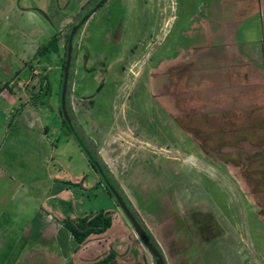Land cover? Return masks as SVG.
<instances>
[{
  "label": "rangeland",
  "instance_id": "obj_1",
  "mask_svg": "<svg viewBox=\"0 0 264 264\" xmlns=\"http://www.w3.org/2000/svg\"><path fill=\"white\" fill-rule=\"evenodd\" d=\"M6 1L0 43L12 36ZM85 1L80 9V0H60L52 25L46 0H21L38 11L18 16L16 35L24 42L36 22L43 30L40 70L53 106L62 107L56 61L68 33L101 0ZM200 1L170 0V11L164 0L103 3L74 36L66 107L167 264H264V0ZM8 106L0 105V264H93L116 251V237L78 244L58 226L105 210L113 228L120 214L134 230L62 111L56 126L49 109L50 147L37 131L9 126Z\"/></svg>",
  "mask_w": 264,
  "mask_h": 264
},
{
  "label": "crops",
  "instance_id": "obj_2",
  "mask_svg": "<svg viewBox=\"0 0 264 264\" xmlns=\"http://www.w3.org/2000/svg\"><path fill=\"white\" fill-rule=\"evenodd\" d=\"M203 1L204 0H201L200 4L203 3ZM205 1L207 4L213 5V2L210 3V0ZM85 2V0H80V9L83 7ZM6 3L7 4L4 7L6 9L5 13L8 18L11 19H8V21L5 22L8 24L9 33L12 36L7 43H0V105L6 103L9 105L4 110V115L6 116L5 119L9 122V126H13L16 129H21L23 127L33 129L38 132L41 139L50 144V147H54L52 142H50L49 134L51 133V129L49 124L46 122L49 117V109L55 111L56 108L55 112L58 114V116H56V126H60V123L64 125V123L61 118V107L56 105L53 106L50 103L52 96L50 95V97H48V92L50 91V87H52V85L46 76L47 74H42L40 70V68H44L47 64L43 59L46 56L45 52L48 51V47L38 45V33L42 34L43 30L38 27L36 22V29H34L35 27H32L24 32L26 33L24 37L27 39L24 42H22L21 39H18L19 37L16 35L18 30H22L21 24L17 21V19H19L18 16L21 15L22 17L25 13L34 15V12L38 11V9L36 6H30L28 4L22 5L21 0H7ZM46 3L48 8L50 7L55 14L52 12V15L48 11L41 12L45 15L50 24L55 25L54 22L59 19V13L57 12L62 9L60 0H46ZM165 3L167 4V7H164V9L170 11V0H164V5ZM248 5L251 9V4L249 3ZM73 14L74 12L72 14H66L63 17L62 22L60 21L61 24L56 25V28H58L57 31L60 32L64 30L65 25L71 21L70 19H72ZM54 36L51 38L54 39ZM56 62V69L61 70L63 61L60 60V56ZM26 70L28 72H26ZM60 74L61 73H58L56 78L58 83ZM10 128L8 131L11 130ZM64 176L66 177V175ZM65 179L66 178L60 176L56 177L57 182L58 180ZM72 179L74 180L76 178L72 177ZM117 217L120 219L119 222L121 228L119 226L117 228H113L114 225L112 224L111 228H109L106 232L101 234H91L88 239L94 237L95 235H110L109 237L111 238L116 237L117 257L120 258L121 256L124 258L123 260L119 259L120 263L150 264V261L145 260L146 257L145 254H143L142 247H145L144 244L142 241L141 243L143 246L138 244L134 236L136 234L135 231L124 222V220L120 217V214H117ZM61 219L65 220L64 217H61ZM58 226L63 227L64 224L58 223ZM68 235H70L69 232ZM136 236L140 239L137 234ZM68 239L70 240V238ZM74 247L75 246H73L72 251L73 258L75 257ZM145 249L148 251L147 248ZM151 264H154L153 261Z\"/></svg>",
  "mask_w": 264,
  "mask_h": 264
},
{
  "label": "water",
  "instance_id": "obj_3",
  "mask_svg": "<svg viewBox=\"0 0 264 264\" xmlns=\"http://www.w3.org/2000/svg\"><path fill=\"white\" fill-rule=\"evenodd\" d=\"M105 0H101L95 8H93L88 14H86L82 20H80L74 27L72 28L67 42V49H66V61L65 66L63 69V78H62V107L61 111L62 114L67 121L70 129L73 131L74 135L78 139L79 142H82V138L79 135L77 129L72 123V120L68 114L67 107H66V92L68 89V81H69V75H70V66L72 61V52H73V39L76 35L77 31L80 29V27L85 24V22L88 20V18L93 14V12L100 7ZM83 150L89 157V159L95 164L96 168L99 170L102 178L106 182V185L110 192L113 194L114 198L118 202L119 206L122 208L125 216L130 221L131 225L134 228L135 233L141 238L142 243L144 246L148 249V251L151 253V255L155 258L156 264H167L166 257L159 250V248L151 241L147 231L133 212V210L129 207L127 204L125 198L121 194V192L118 190L116 185L108 178L102 167L100 166L98 160L95 158L93 153L85 146L83 145Z\"/></svg>",
  "mask_w": 264,
  "mask_h": 264
},
{
  "label": "trees",
  "instance_id": "obj_4",
  "mask_svg": "<svg viewBox=\"0 0 264 264\" xmlns=\"http://www.w3.org/2000/svg\"><path fill=\"white\" fill-rule=\"evenodd\" d=\"M106 1L107 0H105L103 3H105ZM69 34H70V32L68 33V36H67V39H66L65 49H67V42H68ZM65 55H66V51H65ZM65 61H66V57H65V59L63 61L62 69H61V71H62V73H61L62 78H63V69H64V66H65ZM61 83H62V79H61ZM63 120H64V123L66 124L67 128L69 129V131H71V129H70L67 121L65 120V118ZM71 133H72V131H71ZM79 144H80V146L83 149V145H84L83 140H82V142H79ZM90 162H91L94 170L96 172L100 173L99 170H97L96 167L93 165V163H92L91 160H90ZM103 168L107 172V174L109 175V177L111 179V176H110L109 172L105 169V167H103ZM101 178H102V176H101ZM102 180L104 181L103 178H102ZM112 182H114V181L112 180ZM114 184L116 185L115 182H114ZM116 186L119 189V191L121 192V194L124 196V198H125L127 204L129 205V207L135 213V211L133 209V206L131 205V203L128 200V198L121 191L120 187L118 185H116ZM106 189L109 192V194L111 196H113V194L108 189L107 185H106ZM117 204H118V202H117ZM118 206H119V204H118ZM136 216L139 219V221L141 222V224L143 225V227L145 228V230L147 231V233H148L151 241L161 251L159 245L156 243L155 239L153 238V236L150 233V231L148 230V228L145 226V224L142 222V220L138 217L137 214H136ZM112 224H113V217L109 214V212H106L105 210L99 211V212H97L95 214H89V215L86 214V215H83V216L78 217L75 220H68V219H65L64 220V226L73 235L74 239L76 240V242L78 244L84 243L89 238V236L91 234H101V233L106 232L112 226ZM154 260H155V258H154ZM93 264H122V263H120V262L117 261V253H116V251L111 250L105 257H103L102 259L98 260L97 262H95Z\"/></svg>",
  "mask_w": 264,
  "mask_h": 264
},
{
  "label": "flooded vegetation",
  "instance_id": "obj_5",
  "mask_svg": "<svg viewBox=\"0 0 264 264\" xmlns=\"http://www.w3.org/2000/svg\"><path fill=\"white\" fill-rule=\"evenodd\" d=\"M79 22V21H78ZM64 117V116H63ZM71 118V117H70ZM72 120V119H71ZM72 123H73V120H72ZM73 125L75 126V124L73 123ZM75 128H76V126H75ZM72 131V130H71ZM72 133H73V131H72ZM79 133V132H78ZM74 134V133H73ZM83 143H84V145L91 151V149L87 146V144L83 141ZM92 152V151H91ZM93 153V152H92ZM93 155L95 156V158L98 160V162H99V164H100V166L102 167V169L104 170V168L103 167H105L104 166V164L102 163V161H100L98 158H97V156L93 153ZM93 163V162H92ZM93 165L95 166V164L93 163ZM96 167V166H95ZM97 169V168H96ZM105 169L107 170V168L105 167ZM98 170V169H97ZM108 171V170H107ZM104 172L106 173V175L108 176V178L110 179V177H109V175L107 174V172L104 170ZM100 174V173H99ZM110 174V173H109ZM111 180V179H110ZM112 181V180H111ZM114 183V182H113ZM117 187V186H116ZM119 190V189H118ZM125 195V194H124ZM124 197V196H123ZM136 215V214H135Z\"/></svg>",
  "mask_w": 264,
  "mask_h": 264
}]
</instances>
